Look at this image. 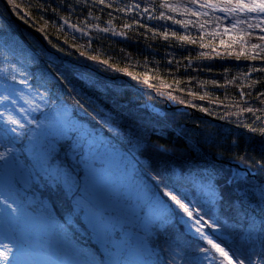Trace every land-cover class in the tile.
<instances>
[{"label":"snow or ice","instance_id":"obj_1","mask_svg":"<svg viewBox=\"0 0 264 264\" xmlns=\"http://www.w3.org/2000/svg\"><path fill=\"white\" fill-rule=\"evenodd\" d=\"M7 2L14 8H19L16 0ZM75 2L89 4V0ZM62 3L63 0H59L58 6L50 10L58 13ZM150 3L154 4L155 0H150ZM91 5H104L109 9L113 7V3H106V0H91ZM70 6L69 4L68 7ZM40 7L45 11L49 10L44 5ZM159 8L165 11L159 12L158 15L149 14L147 19L171 21L172 25H179L180 29L171 31V36L180 47L198 44L197 60L211 61L218 57L226 59L234 56L236 60L243 57L245 60L264 62V0H161ZM129 10H140L141 15L149 13V8L141 9L139 3L116 9L120 12ZM170 13H175L180 18ZM108 15L111 17L112 13L109 12ZM21 19L24 17L21 16ZM60 19L63 20V25L59 27L61 32L64 31V25H67L81 37L90 36L89 29L94 28L97 33H111L113 36L131 39L126 31H116L113 27L101 28L99 24H90L87 20L73 23L69 16H61ZM134 20L140 27H145L140 20ZM108 23L111 25V20ZM162 27L165 30L159 35L168 41V26ZM124 28L130 29L132 25L125 24ZM148 31L153 32V29L148 28ZM180 31L185 34H179ZM193 32L195 35H192ZM206 37L209 38L207 43ZM153 38H156L155 34ZM72 39L75 40L76 37L73 36ZM217 39L219 44L225 47V52L218 51L214 46ZM91 44L92 40L89 39L85 47H91ZM75 46L73 44V47ZM0 48L7 49L0 51V60L8 61L0 66V264H161V253L167 254L162 264H264V218L257 220L255 217L240 216L235 222L229 223L214 212L217 207H235L236 201L242 202L246 195L257 198L258 202L264 205V187L258 192L255 186H249L243 193L239 191L248 183L249 173L242 174L241 170L237 169L229 175L223 185L214 179L213 172H198L187 176L182 172L177 173L180 179L198 194L196 201L188 200L186 196L181 198L164 184L159 172L152 175L157 191L145 186L141 190L142 194H136L134 200L129 198L132 193L127 190L115 202L101 198L97 192L104 176L103 168L97 165H102L103 161L96 155L98 142L94 138L89 139L92 133L82 131L80 137L73 142L68 136L72 129L60 118L59 113L46 116L43 121L31 119L28 123L35 125V128L25 131L26 124L11 115L9 105L16 103L14 97L23 96V90L18 85H23L25 90L31 85L27 78L17 80L16 69L12 68L9 59V53L14 54L15 48H10L6 40H0ZM205 48H210L211 51H203ZM90 59L112 67L108 60H98L96 55L90 56ZM182 59H186L187 63L183 64ZM182 59L173 56L167 63L174 65L176 70L184 67L185 70L192 68L194 71H212L210 65L194 66L190 56ZM229 72L231 69L225 68L222 73L224 83L217 79L199 80L198 77H189L184 82L176 79L174 83L177 86L184 83V87L179 88V91H187L194 99L198 96L201 101L209 98L211 93L205 90L201 95L192 91L194 79L201 86L211 84L225 90L229 85H235L240 89L239 101L224 104L217 97L210 99L209 103H220L225 109L235 107L236 112H225L220 119L227 120L236 116L238 125L242 124L250 132H258L264 138V128L258 129L253 127V124H246L239 119L244 112L253 113L255 120L264 117V108L257 109L249 104L253 97L252 89H255L257 84H264V77L252 78L251 74L264 73V63L259 67L252 64L249 71L238 72L231 78H228ZM128 75L131 76L132 73ZM80 76L93 87L111 88L110 85H100L83 73ZM60 79L63 80L64 77L60 76ZM238 80L243 83H237ZM141 83L156 87L150 85L147 75ZM244 86H247L248 92L244 91ZM160 87L169 89L163 92L169 100H178V97L173 95L176 90L173 85L161 79ZM225 96L227 98V91ZM41 99L43 100V97ZM255 99L264 105V90L257 92ZM185 102L179 100V103ZM187 103L193 108L200 107V111L210 115L217 114L214 109L198 106L191 101ZM40 107L39 104L34 105L36 110ZM257 112L261 115L257 116ZM109 131L122 139L126 138L137 151L143 144V138L136 129L130 128L126 134L115 127H109ZM23 139H27L30 145L28 151L31 162L28 165L21 163L20 149L16 146ZM64 139L68 140V147L73 153L71 159L83 171L82 178L73 175L74 170L62 168L56 163L57 145L59 150H63L64 145L60 144V141ZM232 146L236 152L239 141L234 138ZM154 147L157 152L169 158L175 155V152L165 145ZM112 155L115 156L114 153ZM233 158L242 165L255 164L264 168V157L250 161L246 151L234 155ZM129 164L135 168L143 162L133 152ZM148 167H151L150 163ZM232 185H236V195H230L226 191ZM37 189L42 190L40 195H37ZM41 195L46 198L41 199ZM197 203H200L199 207L196 206ZM205 205L208 206V211L204 210ZM180 214L188 231L194 234L198 246L194 247L186 240L172 238L170 243L166 242V247L157 249L153 238H158L160 234L168 231L173 215ZM81 227L95 240L101 253L99 257L78 246L75 235Z\"/></svg>","mask_w":264,"mask_h":264},{"label":"trees","instance_id":"obj_2","mask_svg":"<svg viewBox=\"0 0 264 264\" xmlns=\"http://www.w3.org/2000/svg\"><path fill=\"white\" fill-rule=\"evenodd\" d=\"M160 2L161 0H155V3L151 4L150 0H115V2L106 0V3H113V7L109 9L104 5L92 6L91 0L88 5L76 3L75 0H63V3L59 5V12L54 13L50 9L56 8L59 0H16L19 8H14L7 0H0V12L14 31L39 54L43 64L54 73L56 80L52 82V86L57 92L56 99L70 110L72 117L88 125L93 132L104 138L106 144L112 149L127 154L130 158L131 153L135 152L143 164L133 168L134 175L144 187L157 191L154 188L155 182L152 180V175L154 172H159L164 184L181 198L186 196L188 200L196 201L198 194L185 181H182L177 173L182 172L184 176H187L198 172H213L214 179L219 180L223 185L232 173V167L240 166L246 168L250 175L248 183L239 191L243 193L249 186H255L258 192L261 187H264V168L255 164L242 165L233 157L245 151L250 161L264 157V138L258 132L252 133L242 124L238 125L236 116H231L227 120L220 119L225 112H236L235 107L225 109L220 103H209L210 99L218 97L224 104H233L240 100V89L235 85H229L227 90L216 88L211 84L201 86L194 79L191 85L192 91L201 95L205 90L211 93L209 98L201 101L198 96L194 99L187 91H179V88L184 87V83L177 86L174 80L184 82L189 77H198L199 80L217 79L220 83H224L222 73L225 68L231 69L228 73V78H231L238 72L249 71L252 64L259 67L264 62L245 60L243 57L236 60L234 56L226 59L218 57L211 61L197 60L198 44L180 47L171 36V31L180 29L179 25H172L171 21L147 19L149 14L158 15L159 12L165 11L159 8ZM133 3H139L141 9L148 7L149 13L141 15L140 10L116 11L117 8ZM69 4L70 7H68ZM40 5H44L49 10L45 11ZM109 12L112 13L111 17L108 15ZM21 16L24 19H21ZM61 16H69L73 23L87 20L90 24H99L101 28L113 27L116 31H126L131 39L113 36L111 33H97L94 28L89 29L90 36L81 37L67 25H64V31L61 32L59 30L60 25H63ZM96 17L99 19H95ZM134 18L140 20L145 27L136 24ZM177 18L180 17L177 15ZM109 20L111 25L108 23ZM125 24H131L132 28L125 29ZM164 25H167L169 29L168 41L159 35L165 30L162 27ZM148 28H152L153 32H149ZM179 34L185 33L180 31ZM192 35L195 33L193 32ZM73 36L76 37L75 40L72 39ZM89 39L92 40L91 47H85ZM208 39V37L205 38V43ZM225 39L228 38L225 37ZM73 44L76 46L73 47ZM214 46L218 51L225 52V47L219 44V39L214 41ZM203 51L210 52L211 49L205 48ZM93 55L98 56V60H108L112 67L109 68L90 59ZM47 56H52L56 63L45 61L43 57ZM173 56L177 59L190 56L194 66L210 65L212 71H194L192 68L185 70L184 67L176 70L174 65L167 63ZM182 63L186 64L187 60L182 59ZM157 68L159 71H154ZM81 73L90 76L100 85H110L111 88L93 87L81 78ZM128 73L132 75L129 76ZM146 75L150 85H156V87L141 83ZM251 75L252 78L264 77V73L260 72H253ZM60 76L64 79L61 80ZM161 79L173 85L176 89L173 95L177 96L178 100H169L166 95H163V92L169 89L160 87ZM127 82L137 88L125 85ZM237 83H243V81L238 80ZM261 90H264V84H257L255 89H252L253 97L249 100V104L257 109L264 108V105L255 99V94ZM244 91H249L247 86H244ZM146 99L152 105L160 107L163 113L149 111L145 104ZM179 100L186 102L179 103ZM188 101L214 109L217 114L210 115L200 111V107H190ZM256 115L260 116L261 113L257 112ZM239 119L246 124H253V127L258 129L264 128V117L255 120L253 113H241ZM109 127L118 128L125 134L130 128L138 130L143 138L141 148L137 151L126 138L122 139L114 132H110ZM234 138L239 141L236 152L233 151L232 146ZM25 140L21 142L22 147L25 146ZM71 140L76 141L74 138ZM60 144H63L64 148L59 150V145L57 147L58 164L61 167L76 166L71 159L73 153L68 147V140H61ZM154 145H165L172 149L175 155L171 158L164 156L157 152ZM149 163L151 167H148ZM226 191L230 195H236V185H232ZM41 192L42 190L37 189L39 195ZM196 206L199 207L200 203ZM262 209L264 205L260 204L257 198L246 195L242 202L236 201L235 207L226 206L223 209L217 207L214 212L222 220L233 223L240 216L255 217L257 220L264 218ZM204 210L208 211L207 205ZM181 215H173L168 231L160 234L158 238H153L157 249L166 247V242L170 243L172 238L186 240L194 247L198 246L194 235L183 223ZM75 239L83 247L97 248L90 234L82 227L76 233ZM166 256V253H161L159 258L163 261Z\"/></svg>","mask_w":264,"mask_h":264},{"label":"rangeland","instance_id":"obj_3","mask_svg":"<svg viewBox=\"0 0 264 264\" xmlns=\"http://www.w3.org/2000/svg\"><path fill=\"white\" fill-rule=\"evenodd\" d=\"M76 33L80 35L78 32ZM0 40L8 41L9 47L15 48L14 54L9 53V59L12 64V68L16 69L17 80L27 78L29 84L31 85V87L26 90L23 85H18V87L23 90V96L14 97L16 103L9 105L11 108V115L16 119L21 120V123L26 124L25 131L28 128H35V125L28 123L31 119L35 118L43 121L46 116L59 113L60 118L67 122L72 129V131L68 133V136L71 139H77L80 137L81 132L85 131L92 133V136L89 137V139L94 138L95 141L98 142L99 147L96 155L99 160L103 161V164H98L97 166L103 168L104 180L98 189L97 195L101 198H107L115 202L122 197V194L125 193L126 190L132 193L129 194V198L133 200L135 199L134 196L136 194H142L141 190L145 187L134 175L133 168L129 164V160L131 158L127 154L121 153L120 151L109 147L104 138L93 132L88 125L72 117L70 110L56 99L57 92L52 86V82L56 80L54 73L43 64L39 58V54L30 45H28L16 33V31H14L1 12ZM0 51H7V49L0 48ZM43 59L45 61L56 63L52 56L43 57ZM7 63L8 61L0 60V66ZM125 85L130 86L131 88H137L129 82L125 83ZM41 97H43V100ZM29 101H32V103L30 104ZM44 101H47V103L45 104ZM36 104L41 105L39 110L34 108V105ZM145 104L147 105L149 111L159 114L163 113V110L160 107L152 105L149 101H147V99L145 100ZM153 109H155V111H153ZM25 142L24 147H22V143H18L16 146L20 149L19 158L21 163L28 165L31 162L28 151L30 145L27 139ZM112 153H114L115 156H113ZM125 157H127V159H125ZM56 163L58 164V160H56ZM235 167L234 171L239 169L242 174L245 172L249 173L248 170L243 167ZM62 168L74 170L73 175H78V178L83 177V171L77 166ZM37 195H39V193H37ZM40 198L44 199L42 196ZM117 240H119V237H117ZM78 246L82 247L90 254H94L98 257L101 255L98 248H85L79 244ZM83 258L84 257H81V259ZM160 261L162 264L161 259Z\"/></svg>","mask_w":264,"mask_h":264},{"label":"bare ground","instance_id":"obj_4","mask_svg":"<svg viewBox=\"0 0 264 264\" xmlns=\"http://www.w3.org/2000/svg\"><path fill=\"white\" fill-rule=\"evenodd\" d=\"M79 245H81L79 242H78ZM82 246V245H81ZM89 248V247H88Z\"/></svg>","mask_w":264,"mask_h":264}]
</instances>
